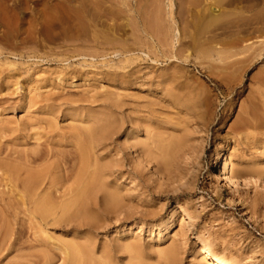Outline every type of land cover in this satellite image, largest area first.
Listing matches in <instances>:
<instances>
[{
	"label": "rangeland",
	"instance_id": "rangeland-1",
	"mask_svg": "<svg viewBox=\"0 0 264 264\" xmlns=\"http://www.w3.org/2000/svg\"><path fill=\"white\" fill-rule=\"evenodd\" d=\"M91 1L0 0V150L32 152L47 130L65 138L95 120L111 136L117 116L94 168L122 208L111 210L101 190L79 230L23 226L22 248L0 264L26 255L69 264L60 245L84 250L74 264H126L132 241L142 264H167L170 248L172 264H206L203 246L231 264H264V0ZM129 116L144 120L133 130ZM58 149L68 186L79 161L72 147ZM222 161L239 184L218 177ZM3 172L0 228L20 227Z\"/></svg>",
	"mask_w": 264,
	"mask_h": 264
},
{
	"label": "bare ground",
	"instance_id": "bare-ground-1",
	"mask_svg": "<svg viewBox=\"0 0 264 264\" xmlns=\"http://www.w3.org/2000/svg\"><path fill=\"white\" fill-rule=\"evenodd\" d=\"M119 106L120 105L116 101L112 103V109L116 115L120 112L121 107ZM138 119L144 120L142 117ZM138 119H134L131 116L128 117V122L133 130L139 126ZM117 120L118 117L113 116L112 126L110 128L112 141H114V135L117 136L119 132V125L116 123ZM100 122L101 121L95 120L93 124L89 126L71 127V130L65 138L61 137L55 139V133L51 130H47L46 133H48V136H46L41 143H38V146H41L42 148L36 149L32 152H20L9 148L8 146L4 150H0V167L4 168L3 174H5V185L7 186L5 187L8 189V191H6L5 188V191L6 193L13 195V202H15V208L14 210L12 209L14 212L13 216L17 218L20 213L25 216L21 219L19 218V221L14 219V225H20V227H14L11 225L12 228H10V223H8L4 229L0 228V256H7L10 251L14 250L18 252L20 248H22L24 243L21 240V234L24 231L23 226L29 231H27L28 234L30 231L35 234L37 230H43L47 226L54 224H63V228H67L66 231L79 230L82 222L86 220V217H90L88 209L93 206V199L101 190H104L105 198L111 210L116 211L122 208V199L117 191L108 188L105 189L103 184L100 183V171L94 168V165L96 164L95 160L98 156L96 151L97 148L103 146L105 140L111 139V136L107 131L98 126ZM153 144L157 145V142L154 141ZM62 146L72 147L76 155L75 157L79 161V172L74 177L73 182L68 186H64V184L70 178V174L66 173L65 170L70 168V164H68L69 166L67 165L68 168H65L68 162L67 157H65L66 155L58 149ZM145 148L149 150L148 152H152V147L150 148L147 144L145 145ZM145 148L143 147L144 151H147ZM43 162H45V165L40 166V163ZM38 165L40 167H38ZM218 177L222 181H230L234 185L239 184L237 178L230 173L226 162L223 161L218 167ZM2 193L4 192L2 191ZM215 194L217 198H220L222 192L218 188L215 191ZM132 203L133 202L126 199L125 204L126 207H129L128 209L133 206ZM106 208L108 209V207ZM175 208L179 211H186V208L178 202L175 204ZM125 213L128 216H132L135 213H140L142 215L143 211L131 209L125 210ZM82 217L85 220H81V222L78 219ZM86 222V224L90 223L89 221ZM30 237L32 238V236ZM32 240L34 242H40L42 241V238H32L31 241ZM31 241H28V249L34 247V244L31 243ZM55 245L57 247L58 244ZM58 249L61 258H63V254L68 256V260L66 257L65 259L69 264H74L77 261L76 254L79 250H82V248L77 245L69 246L67 252H65L61 245ZM124 249L128 252L130 263H145V259L142 256L141 246L138 242H128ZM82 251H80V253ZM2 252H6V254H3ZM174 252V248L162 251L161 259L166 261L164 263L172 264L175 261ZM122 254L124 255V253ZM27 256L28 255L24 256L23 260L20 259V261H14L13 264H47L49 261L46 256H41L40 261H33L31 258H27ZM198 257L206 264H231L223 258L215 255L207 246H203L199 250ZM5 259L9 260L10 258ZM10 260H12V258ZM102 264L107 263L103 261Z\"/></svg>",
	"mask_w": 264,
	"mask_h": 264
}]
</instances>
